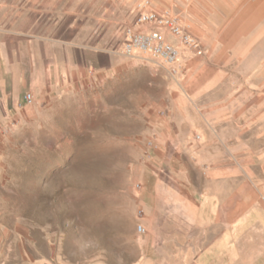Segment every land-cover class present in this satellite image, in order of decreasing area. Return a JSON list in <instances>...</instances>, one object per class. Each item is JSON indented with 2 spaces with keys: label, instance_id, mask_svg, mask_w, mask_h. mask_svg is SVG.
<instances>
[{
  "label": "rangeland",
  "instance_id": "obj_1",
  "mask_svg": "<svg viewBox=\"0 0 264 264\" xmlns=\"http://www.w3.org/2000/svg\"><path fill=\"white\" fill-rule=\"evenodd\" d=\"M143 1L0 0V49L12 44L9 63L20 83L30 80L12 106L0 107V264H166L168 253L155 249L159 241L137 202L151 186L150 166L169 163L160 138L179 116L178 104L189 102L205 73L246 67L264 112L262 0H150L201 32L203 55L186 52L175 73L121 53L123 29ZM226 29L245 30L251 43L222 65L206 39ZM44 51L51 68L63 59L72 68L59 77L26 75ZM254 157L244 178L264 212V141L255 142ZM260 222L251 232L254 252L241 253L255 264H264Z\"/></svg>",
  "mask_w": 264,
  "mask_h": 264
},
{
  "label": "crops",
  "instance_id": "obj_2",
  "mask_svg": "<svg viewBox=\"0 0 264 264\" xmlns=\"http://www.w3.org/2000/svg\"><path fill=\"white\" fill-rule=\"evenodd\" d=\"M189 29L201 36L193 25ZM245 33L226 29L219 37L208 35L206 43L213 44L215 59L227 65L251 43ZM238 43L245 45L235 47ZM11 45L5 42L0 49V107L12 106L20 85L30 82L20 83L19 69L9 63ZM39 61L26 75L59 77L72 68L67 59L51 68L46 51ZM251 75L246 67H221L216 73L202 75L189 90V102L177 103L182 110L167 123L169 131L160 138L169 163L150 166L151 186L143 189L137 204L143 224L161 242L154 248L168 253L166 264H229L224 253L233 264L257 261L254 256L241 255L254 252L251 232L256 225L262 227L260 220H264V212L258 208L263 201L254 195L253 182L244 178L253 167L255 142L264 141V112L255 100ZM214 91L215 99L209 96ZM190 157L196 163L178 162ZM188 168L197 175H186ZM224 228L229 232L224 234ZM259 250L264 253V248ZM260 257L264 260V255Z\"/></svg>",
  "mask_w": 264,
  "mask_h": 264
},
{
  "label": "built area",
  "instance_id": "obj_3",
  "mask_svg": "<svg viewBox=\"0 0 264 264\" xmlns=\"http://www.w3.org/2000/svg\"><path fill=\"white\" fill-rule=\"evenodd\" d=\"M121 53L126 57H139L146 61L172 69L180 58L189 52L201 57L204 47L189 29L188 23L178 13L165 7H154L150 0L137 5V15L124 27L120 42ZM27 104L32 103V95L25 96ZM147 146H153L149 140ZM139 231L144 229L139 226Z\"/></svg>",
  "mask_w": 264,
  "mask_h": 264
}]
</instances>
